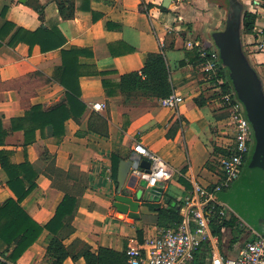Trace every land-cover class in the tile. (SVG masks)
Instances as JSON below:
<instances>
[{
	"label": "crops",
	"instance_id": "1",
	"mask_svg": "<svg viewBox=\"0 0 264 264\" xmlns=\"http://www.w3.org/2000/svg\"><path fill=\"white\" fill-rule=\"evenodd\" d=\"M21 1L0 0L3 37L0 40V122L3 128L9 130L11 120L22 117L29 106L48 108L63 98L65 90L59 83L62 52L73 48L80 52L76 63L78 84L81 100L89 108L82 122L73 119L65 122V134L60 140L42 136L40 130H36L35 141L24 146L22 130L8 133L0 150L12 151L16 163L28 161L39 170L36 188L21 206L38 224L45 225L65 193L78 197V210L71 223L73 232L64 239L71 255L77 253L83 243L94 252L99 247L123 251L141 243L138 230L144 240L157 235L161 229L175 228L192 189L191 179L203 186L218 180L220 153H215V148L225 150L229 139L228 117L217 120L212 113L213 109L220 108L216 99L203 107L195 103V98L206 91L207 85L201 82L204 79L202 67L195 65L190 55L193 49L186 48V43L191 41L216 50L211 35L219 30L210 32L209 29L219 1L170 0L168 8H164L163 0H67L74 1L76 6L70 19L59 14L57 4L64 0ZM239 1L243 6L241 23L245 12L255 16L253 31L241 32V44L264 89V54L255 53L253 48L257 33L264 30V7L258 0ZM32 6L44 7L43 19ZM5 23L11 27L2 30ZM42 26L63 36V46L43 52L39 44L29 46L28 35L16 36L18 29L35 32ZM53 26L58 32L51 29ZM162 49L173 92L183 101L171 109L162 107L159 99L139 95L124 104L117 86L120 77L140 71L148 53ZM34 73L38 75L30 78ZM104 81L108 87H104ZM95 103L105 105L98 113L108 123L106 138L87 131ZM78 132L82 135L78 136ZM173 132L169 137L168 133ZM137 143L159 155L174 173L162 183L158 201H138L139 218L133 219L114 207L117 173L114 177L111 157H118L119 163L128 160ZM44 152L50 155L51 164L40 158ZM49 167L58 173L50 172ZM137 171L141 174L137 176L138 187H142L145 169ZM5 182L6 176L0 168V204L13 197ZM159 205L166 207L169 214L161 215L158 227L155 219ZM232 214L237 222H242ZM142 215L154 217L153 223L144 224ZM224 232L222 250L228 256H235L244 242L251 239L247 236L243 242L235 241L230 230L224 229ZM50 237L44 231L17 264H48L45 253ZM3 249L4 246H0V251ZM206 257L199 254L195 264ZM1 261L0 257V264ZM62 264L86 263L82 257L73 260L70 256Z\"/></svg>",
	"mask_w": 264,
	"mask_h": 264
},
{
	"label": "trees",
	"instance_id": "2",
	"mask_svg": "<svg viewBox=\"0 0 264 264\" xmlns=\"http://www.w3.org/2000/svg\"><path fill=\"white\" fill-rule=\"evenodd\" d=\"M57 5L62 18L70 19L74 16L76 10L74 1H59ZM32 7L38 12L40 19H43L44 7ZM162 10L167 11L164 8ZM254 24L255 16L245 12L242 18L241 32L245 34L251 33L254 29ZM5 27H11V25L5 23L2 30ZM51 29L58 32L55 26ZM21 35H28L29 46L32 47L34 44H39L43 52L60 48L65 43L63 36L57 35L51 32L50 28L47 29L43 26L35 32L18 29L16 36ZM2 38L0 34V40ZM163 49L158 53H148L145 64L140 71L131 72L120 77L117 86L120 95L123 97L124 104H128L133 97L139 95L147 99L160 100L173 93V85L170 80ZM207 50L209 51V49ZM79 53V50L75 48L62 52L63 70L59 83L65 90L63 98L48 108L41 105L29 106L22 117L11 120L9 130L4 129L0 122V146L5 144L4 141L9 132L18 130H22L24 133V146L35 141L36 130H40L42 136L60 140L65 134V122L67 120L73 119L77 122L84 120L89 108L81 100L78 84L79 74L76 70V63ZM190 55L193 56L195 65L202 67L205 60L199 56L197 49H193ZM36 75L38 73L32 74L30 78ZM201 82L207 85V89L195 98V103L198 107H203L209 101L217 99L222 94L233 91L227 78L226 69H223L222 66L218 69L216 77L203 79ZM104 87H108L106 81H104ZM212 113L217 120L228 117L227 111L221 107L213 109ZM176 129L177 127L174 126V130ZM87 131L99 137H108L107 120L98 112H91ZM77 135L81 136L82 134L78 132ZM173 135L174 132L168 133L169 137ZM215 153H220L221 156L226 155L227 151L216 147ZM248 155L244 158V162ZM40 158L50 161L51 157L47 152H44ZM111 162L112 172L115 177L119 163L118 157H111ZM51 163L52 161H50ZM0 168L6 176V186L13 194V197L0 204V246H4V249L0 251V257L3 259L1 264H17L18 259L38 240L44 231H47L51 236L45 253V260L48 264H62L70 256L73 260L82 257L86 264H127L125 250L116 251L109 247H99L94 252L89 245L83 243L81 249L71 255L68 248L64 245V239L73 232L71 223L78 210L79 198L65 193L53 217L45 225H40L21 206L22 201L36 188L35 180L38 177L39 170L28 161L20 164L16 163L13 160V152L6 149L0 150ZM48 170L52 173H58L52 167H49ZM158 209L159 214L155 220L156 225L159 227L161 226V215L169 214V211L161 205H159ZM141 220L144 224H152L154 217L142 215ZM179 222L180 220L177 221V224ZM210 226L212 234L218 237L221 250L222 239L226 233L224 229L230 230L233 235L234 228L238 227L237 219L234 216L226 220L212 219ZM242 229H240V236L245 239L248 235ZM228 232L226 236H228ZM137 237L139 242H143L141 230L137 231ZM233 238L235 241L238 240L235 236ZM222 253L227 257H233L226 255L224 249ZM202 255L204 256L206 253L204 252Z\"/></svg>",
	"mask_w": 264,
	"mask_h": 264
},
{
	"label": "built area",
	"instance_id": "3",
	"mask_svg": "<svg viewBox=\"0 0 264 264\" xmlns=\"http://www.w3.org/2000/svg\"><path fill=\"white\" fill-rule=\"evenodd\" d=\"M258 2L264 7V0ZM253 46L255 53L264 54V30L257 33ZM186 48L197 49L199 56L205 60L202 65L204 79L216 77L221 67L217 50L208 51L199 42L191 41L186 43ZM159 101L162 107L174 109L183 98L173 92ZM216 101L219 107L227 111L230 128L225 145L227 154L221 155L219 159L218 180L210 186H203L191 179L192 189L184 201L180 222L175 228L161 229L157 235L146 237L140 244L128 246L125 250L127 264H195L197 256L204 252L207 257L200 264H264V233H254L255 238L246 241L235 256L227 257L221 251L218 237L210 229L212 219L226 220L233 215L218 200L217 194L228 189L238 179L244 158L250 153L253 144L252 128L234 92L222 94ZM104 109L103 103L92 106L95 112ZM133 150L150 163L149 169L143 173L146 188L155 187L172 177V167L155 152L140 143L135 144ZM132 173L141 176L139 171ZM237 226L243 227L240 222H237Z\"/></svg>",
	"mask_w": 264,
	"mask_h": 264
},
{
	"label": "water",
	"instance_id": "4",
	"mask_svg": "<svg viewBox=\"0 0 264 264\" xmlns=\"http://www.w3.org/2000/svg\"><path fill=\"white\" fill-rule=\"evenodd\" d=\"M26 0H22L24 3ZM227 18L223 30L214 31L211 35L215 46L220 48V58L224 59L228 69L232 89L244 106L245 115L253 132L256 153L264 162V89L262 82L245 55L241 44V16L243 6L239 0H225ZM170 0H163L162 6L168 8ZM224 66V65H223ZM224 66V67H225ZM226 69V68H225ZM150 163L136 152L128 160L120 161L117 170V195L114 207L130 218L138 219L139 200L158 201L162 194V184L144 190L138 187L139 178L130 171L148 170ZM144 185V186H143Z\"/></svg>",
	"mask_w": 264,
	"mask_h": 264
},
{
	"label": "rangeland",
	"instance_id": "5",
	"mask_svg": "<svg viewBox=\"0 0 264 264\" xmlns=\"http://www.w3.org/2000/svg\"><path fill=\"white\" fill-rule=\"evenodd\" d=\"M218 1L219 9L212 14L213 25L209 29L210 32L212 30H223L225 28L227 3L224 0ZM213 45L219 54L220 48L215 46L214 41ZM219 59L221 65L225 66L224 59L220 58V54ZM224 68H226L227 78L230 81L228 69L226 66ZM217 198L226 206L228 211L235 213L241 218L243 229L241 227H236L233 230V236L238 238V241L243 242L245 240L243 236H240V229H242L244 233H247V238H251L250 240L255 238L254 233H264V162L256 153L255 142L252 144L250 154L240 171L238 179H236L228 189L217 194Z\"/></svg>",
	"mask_w": 264,
	"mask_h": 264
}]
</instances>
